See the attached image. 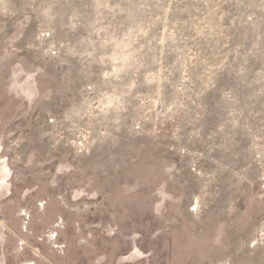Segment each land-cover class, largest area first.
<instances>
[{
  "label": "rangeland",
  "instance_id": "374dc122",
  "mask_svg": "<svg viewBox=\"0 0 264 264\" xmlns=\"http://www.w3.org/2000/svg\"><path fill=\"white\" fill-rule=\"evenodd\" d=\"M0 264H264V0H0Z\"/></svg>",
  "mask_w": 264,
  "mask_h": 264
}]
</instances>
